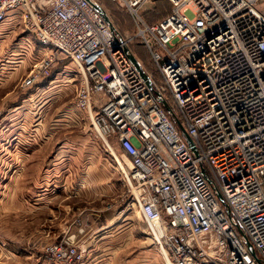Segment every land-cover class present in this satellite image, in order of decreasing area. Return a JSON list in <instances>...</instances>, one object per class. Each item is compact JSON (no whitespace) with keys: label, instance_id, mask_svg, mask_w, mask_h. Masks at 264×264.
Returning a JSON list of instances; mask_svg holds the SVG:
<instances>
[{"label":"built area","instance_id":"2783aa9c","mask_svg":"<svg viewBox=\"0 0 264 264\" xmlns=\"http://www.w3.org/2000/svg\"><path fill=\"white\" fill-rule=\"evenodd\" d=\"M100 1L0 0V26L20 21L44 52L23 87L67 60L82 71L76 108L106 148L129 161L127 209L138 212L164 264H264L260 0H166L171 13L155 24L141 13L154 0H108L136 22L164 81L145 72L151 88L127 41L96 9ZM166 95L172 114L159 101ZM44 254L53 263L82 259L74 235Z\"/></svg>","mask_w":264,"mask_h":264},{"label":"rangeland","instance_id":"374dc122","mask_svg":"<svg viewBox=\"0 0 264 264\" xmlns=\"http://www.w3.org/2000/svg\"><path fill=\"white\" fill-rule=\"evenodd\" d=\"M100 4L120 37L127 41L128 49L140 61L144 72L149 73L158 85L163 86L162 76L150 54L136 37V22L132 14L123 3L101 0ZM170 11L171 5L168 1L154 0L146 4L141 13L147 22L155 23L169 15ZM14 25L16 26L13 30H16V33L13 35L7 32L9 29L6 25L0 26L1 259L6 254H2V250L8 246L14 247V255L23 258L24 254L32 250L37 254L44 253L43 246L46 247L53 242L41 241L43 239L28 235L37 233L38 227L23 219L21 193L24 191L31 194L29 190L36 183L32 180L38 177V184L35 186L37 191L42 190V194L44 188L50 190L44 193L51 194V189L56 190L57 186L60 188L59 192H67L73 197L80 194L84 185L89 186L84 182L88 180L90 174L104 173L110 176L112 180L109 184L112 183L114 188H119L120 192L117 199L108 200L109 207L122 206L125 211L124 218L141 225L144 242L147 241L149 237L138 212L127 209L130 197L123 181L124 173L129 170L127 158L119 150L114 149L110 152L98 137L87 114L76 108L77 92L82 84V71L70 60L60 62L53 68L49 78L31 88H24L23 81L44 52L37 38L26 30L20 21ZM166 97L168 100L166 102L171 105L169 95ZM57 162L59 165L53 168ZM33 164L41 166L35 170ZM23 165H27V170L23 171ZM20 174L24 176L22 182ZM48 176V184H45L44 180ZM90 185L91 188L94 187V183ZM65 187L66 189H63ZM62 203L65 204L64 201ZM101 203L102 201L100 203L94 201L91 206L101 207ZM80 204H77L76 209L85 206L81 201ZM80 218L82 216L75 220ZM11 231L13 235L10 234ZM40 246L42 248L38 249ZM156 250L158 251L157 247ZM160 258L164 264L161 254ZM167 264L170 263L167 261Z\"/></svg>","mask_w":264,"mask_h":264},{"label":"crops","instance_id":"0c3cea01","mask_svg":"<svg viewBox=\"0 0 264 264\" xmlns=\"http://www.w3.org/2000/svg\"><path fill=\"white\" fill-rule=\"evenodd\" d=\"M257 8L264 13V0H260ZM145 11L142 13L145 14ZM161 19L157 22H160ZM18 22L8 21L3 25H6V28L9 29L7 32L13 35L16 33V30H13L16 25L13 26V24ZM33 165L35 170L41 166ZM55 165H59V163H54L53 168ZM23 167V171L28 168L27 165H23ZM88 177L84 184L87 182L89 186L84 185L80 194L73 197L67 192H59L60 188L57 186L56 190L51 189V194L44 193L50 192L49 189L44 188L45 191L42 194V190L37 191V186H35L38 184L39 177L32 180L36 182L29 190L32 193L23 191L20 199L23 219L38 227L37 233L28 235L43 239L41 241L49 240L51 242L74 235L79 241L77 244L80 253H82V259L73 264H163L160 252L153 246L154 243L150 239L144 242L143 227L136 222L126 220L122 206L109 207L108 202L112 201L111 199H117L120 192L119 188H114L112 183L109 184V181L112 180L111 177L104 173L90 174ZM46 178L44 181L45 184H48L49 176ZM22 179H24L23 175L20 176L21 182ZM66 183L69 184L68 181ZM90 183H94V187L91 188ZM34 187L35 189H33ZM103 197L104 200H102ZM74 199H79L85 206L76 209L80 201ZM93 200L99 203L102 201V209L95 205L91 206ZM63 201L65 204L62 203ZM26 203L27 205H25ZM30 204L31 206H29ZM80 216L82 218L75 220ZM80 233L85 234L80 235ZM10 234L13 235L12 231ZM13 248L8 246L2 250V254H6L3 259L0 255V264H63L53 263L45 257L43 252L37 254L34 250L24 254L23 258L17 257L14 255L15 249ZM41 248V246L38 247V249ZM44 248L45 246H43Z\"/></svg>","mask_w":264,"mask_h":264},{"label":"water","instance_id":"95a60500","mask_svg":"<svg viewBox=\"0 0 264 264\" xmlns=\"http://www.w3.org/2000/svg\"><path fill=\"white\" fill-rule=\"evenodd\" d=\"M95 7H96V9H98V10L104 15V17H105L107 23L109 24L110 28H111L113 31L116 30V29L113 27V25H112V23H111V21H110L108 15L105 13V11H104V10H103L98 4H97ZM128 53H129V59L134 63V65L136 66V68H137L138 72L140 73V75L143 77V79L147 82L148 86L151 88V82H150V80H149V76H147L146 73L144 72V70H143V68H142V66H141L140 61H138V60L135 58V56L131 53V51H130L129 49H128ZM159 101L161 102V104H162L165 108H167V111H168L170 114L173 113V112H172V109L169 108V107H167V102L165 101L164 98H163V99L160 98ZM182 133H183V135L185 136V139H187V141H188V143L190 144V146H193V141H192V139L189 138V136L187 135V133L184 131L183 128H182ZM210 183H211V182H210ZM217 196L220 198V200H222V199H221V195H220L219 192H217ZM247 245H248V247L250 248V250L252 251V253H254V250H253V248L250 246L249 242H247Z\"/></svg>","mask_w":264,"mask_h":264},{"label":"bare ground","instance_id":"6f19581e","mask_svg":"<svg viewBox=\"0 0 264 264\" xmlns=\"http://www.w3.org/2000/svg\"><path fill=\"white\" fill-rule=\"evenodd\" d=\"M128 163H129V161H128ZM129 165H130V163H129Z\"/></svg>","mask_w":264,"mask_h":264}]
</instances>
